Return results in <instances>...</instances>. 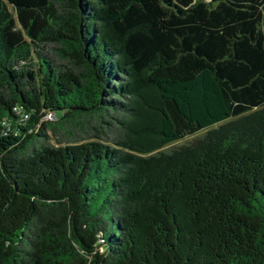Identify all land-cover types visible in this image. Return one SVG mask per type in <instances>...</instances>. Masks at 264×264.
I'll return each instance as SVG.
<instances>
[{
	"label": "trees",
	"instance_id": "1",
	"mask_svg": "<svg viewBox=\"0 0 264 264\" xmlns=\"http://www.w3.org/2000/svg\"><path fill=\"white\" fill-rule=\"evenodd\" d=\"M0 264H264V0H0Z\"/></svg>",
	"mask_w": 264,
	"mask_h": 264
},
{
	"label": "rangeland",
	"instance_id": "2",
	"mask_svg": "<svg viewBox=\"0 0 264 264\" xmlns=\"http://www.w3.org/2000/svg\"><path fill=\"white\" fill-rule=\"evenodd\" d=\"M206 131H207V129L199 130L198 132H196V133H194L192 135L186 136V137H184L182 139L176 140V141L166 145L165 147H163V149H169V148H174L176 146L183 145V144H185L187 142H190V141L194 140L197 137L202 136Z\"/></svg>",
	"mask_w": 264,
	"mask_h": 264
}]
</instances>
